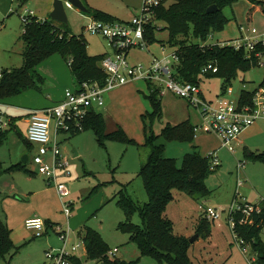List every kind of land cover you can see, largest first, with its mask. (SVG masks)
Masks as SVG:
<instances>
[{
  "label": "rangeland",
  "instance_id": "obj_1",
  "mask_svg": "<svg viewBox=\"0 0 264 264\" xmlns=\"http://www.w3.org/2000/svg\"><path fill=\"white\" fill-rule=\"evenodd\" d=\"M84 1L90 9L109 14L117 19L116 23L124 24L131 23L134 17L140 16L144 6V0ZM176 1L168 0L166 5L169 6ZM255 1L264 3V0ZM54 2L55 0H28L20 8L18 0H0V71L23 67L25 44L22 41L21 16L26 11H33L39 20L50 19ZM10 9L14 11L13 14L10 13ZM66 14L68 24L63 28L74 36H85L89 42L90 55L106 53L112 55L110 42L107 39L86 31V27L91 22L90 17L75 8L66 9ZM222 16L224 24L221 29L213 32L205 43L194 42L200 45H217L242 39L264 41V10L260 8L252 10L250 0H238L231 7L224 9ZM159 26L161 29L164 28L162 23ZM253 29L256 30V34L252 33ZM155 36L156 42L147 44L146 49L136 47L130 51L128 61L131 65H144L148 68L153 59L161 61L167 56H173L174 49L166 44L168 32L157 31ZM260 62L261 66L245 74H239L232 80L228 88L233 90V95L227 97L229 100L237 102L243 90L254 91L264 81V60L261 59ZM46 69L50 70L48 64L44 66L45 71ZM224 84L222 78L204 77L199 84L201 91L199 98L203 103L214 106L225 92ZM48 85L45 81L42 89L45 90ZM76 88L73 77L71 89ZM160 88L162 116L155 120L149 116L144 118L147 113L153 112L151 103L146 97L149 95V90L145 81H132L106 93L105 106L96 108L104 118L106 135H117L122 130L124 136L133 141V144L107 140L101 145L92 130L78 135L60 133L56 136L62 153L69 160L67 174L58 172V184H64L70 192L63 200L59 198L54 184H48L42 176L32 175L31 172H37V166L33 161L34 150L24 145V141L15 136L14 132H9L7 140H3L0 144V160L4 162L5 168H9L13 162L22 164L26 155L29 161L22 164L26 171L14 170L15 174L10 178L0 181V218L6 222V215L10 214V228L16 247L0 260V264H44L46 252L56 251L64 246L59 238L60 230L70 228L71 244H73L76 236L81 234L86 226L97 230L111 250L118 249L116 259L119 261L159 264L151 257L142 256L138 245L131 241L128 234L119 230V224L125 221V215L114 198L126 189V193L137 204L143 205L148 202L143 181L139 177L141 164L146 162L149 154L148 149L142 147L145 143L146 127L149 133L160 135L168 125L177 126L190 122L192 126L199 127L204 124L199 107L177 97L165 88ZM27 97L25 100L29 103L31 101L33 104H41L46 94L32 91ZM3 110L6 111V116H11L15 112L9 110V107H4ZM253 127L258 129L251 140L241 146L235 142L234 152L222 148L216 135L202 132L196 134L193 142L181 140L166 142L162 139L159 141L165 146V158L175 159L179 168H182L185 156L195 151L203 158H208L210 153H216L221 161V166L216 168L206 180L207 188L211 191L208 198L196 201L184 193L174 191L176 201L168 207L167 213L174 222L175 235L189 233L190 238L196 235L194 226L200 215H203L202 208L227 210L213 225L209 243L199 237L192 244L194 264H251V259L254 258L249 250L246 255L242 252L228 221V210L234 203L264 202V160L252 156V154H264V120L257 121ZM18 129L22 135H27L26 123L19 122ZM51 136L54 140V125ZM193 144L199 148H193ZM5 181L10 182L11 185ZM8 195H16L17 204L11 203L12 198L9 199ZM235 196L238 198L236 202H234ZM5 200L7 203L2 205ZM65 205L70 212L69 220L64 212ZM29 217L41 218L47 224V230L42 237H35L33 232L26 229L25 220ZM133 223L141 225L138 214L134 216ZM260 238L264 243V227L260 232ZM80 254L85 253L80 250Z\"/></svg>",
  "mask_w": 264,
  "mask_h": 264
},
{
  "label": "trees",
  "instance_id": "obj_2",
  "mask_svg": "<svg viewBox=\"0 0 264 264\" xmlns=\"http://www.w3.org/2000/svg\"><path fill=\"white\" fill-rule=\"evenodd\" d=\"M20 8L28 0H18ZM87 7V15L90 18L105 23H116L117 19L101 11ZM168 0L154 9L155 19L146 28V42L148 45L156 42L155 33L164 24L160 31L169 34L167 45L174 49L179 62L175 66L174 78L180 82L200 84L203 78L219 77L225 82L223 89L226 91L232 80L239 74H245L254 68L261 66L260 60H264V44L259 42L253 51L245 49L236 50L232 46L200 45L194 41L205 43L208 37L222 28L224 9L231 7L238 0H177L171 5H166ZM252 10L260 8L264 10V3L250 0ZM216 6L217 11L209 14L210 7ZM66 24L52 21L51 18L41 21L38 18L29 19L28 24L23 26L22 41L25 44L23 53L24 64L22 68L13 70H2L0 78V102L17 97L27 91H41L45 80L38 73V67L54 55H60L70 67L77 88L87 83H98L104 86L107 74L104 72L102 62L105 55L92 56L88 53V43L85 37L74 36L63 28ZM260 54V55H259ZM260 57V58H259ZM213 65L217 73L203 74L202 70ZM245 84V82H244ZM264 85V81L261 83ZM150 101L153 112L147 113L153 120L162 116V98L160 90L151 82H147ZM254 91L243 90L240 101L250 103ZM11 128L0 132L6 137ZM195 127L190 122H184L177 126H166L160 135L148 132L145 129V143L143 148L148 149L149 154L145 163L142 164L139 177L143 181L148 202L143 205L137 204L131 196L122 190L114 200L123 211L125 221L119 224V230L130 236L142 254L155 259L159 264H194L189 251L192 244L189 239L179 237L174 233V224L167 218L166 211L174 201V191L186 194L194 200L208 198L211 191L207 188L206 180L215 170L211 169L209 158H203L199 152L187 154L184 158L182 168H179L175 159L165 158V146L160 144V139L169 142L172 140L193 142L196 134ZM92 130L98 142L103 145L107 140H128L123 131L118 134L106 135V125L101 114L91 111L84 122L83 131ZM81 132H72L78 135ZM197 148V147H194ZM255 158L263 159L262 155H253ZM14 170H25L24 167H15ZM0 163V176L3 173ZM236 198V197H235ZM139 215L141 225H135L133 218ZM240 215L236 216L238 221ZM213 223L202 215L196 234L203 240H208L212 234ZM264 227V210L257 214L254 212L250 223L236 226L239 237L251 246V252L257 255V264H264V243L260 238V232ZM87 255L90 260L101 262V264H137L121 262L115 258L111 260L107 254L110 251L108 244L96 230L86 227L82 234ZM11 239V231L2 219H0V260L4 259L15 249Z\"/></svg>",
  "mask_w": 264,
  "mask_h": 264
},
{
  "label": "built area",
  "instance_id": "obj_3",
  "mask_svg": "<svg viewBox=\"0 0 264 264\" xmlns=\"http://www.w3.org/2000/svg\"><path fill=\"white\" fill-rule=\"evenodd\" d=\"M163 2L164 0H144L141 15L134 17L132 22L128 24H109L90 18L91 22L86 27V31L107 39L114 52L113 56H107L102 62L104 72L107 74L104 86H100L98 83L85 82L75 90L67 89L62 101L55 106L41 111H34L30 114L27 139L31 144L37 146V153L33 160L34 164L37 166L38 174L46 177L49 184H54L60 199L63 200L70 194L64 184H58V172L66 173L69 160L62 153L57 138L53 140L51 136L53 125L56 136L60 133L82 132L89 113L96 108L105 106L104 95L127 85L129 82H151L159 90H161L160 87L165 88L177 97L199 107L204 124L195 127V134L202 132L216 135L221 142V147L229 152H234L233 144L239 140L243 132L257 121L264 120V85L262 84L254 90L250 103H242L240 99L237 102L229 100L227 97L233 95V90L228 88L223 96L218 98L214 106H211L203 103L199 98L201 91L198 85L180 82L174 78L175 66L179 62V58L175 53L172 57L167 56L161 61L153 59L148 68L144 65H131L129 63L128 55L133 48H147L146 28L155 19L154 9L159 8ZM64 6L65 9H74L68 0H64ZM10 13L13 14L14 11L10 9ZM31 18H36L33 11H26L21 16L24 31ZM158 31H160V27H158ZM252 33L256 34L257 32L253 29ZM259 42L264 44V41L242 39L233 43H221L220 45L232 46L236 50L245 49L250 52L255 49V45ZM210 72L217 73V68L208 65L202 70L203 74ZM1 77L2 71H0ZM160 95L162 97L161 91ZM4 107L0 102V132L10 129L12 122L10 117L6 116V111L3 110ZM208 158L212 170L221 166V161L216 153H210ZM235 197L234 202L238 199L237 196ZM263 203H234L228 210V221L235 240L240 244L245 255L250 252L254 256L251 259V264H257V255L253 254L251 246L239 237L236 226L238 223L240 225L250 223L254 212L257 214L262 213L264 210ZM201 211L204 217L213 224L218 222L227 212L225 209L213 208H202ZM64 212L69 220L70 212L66 205L64 206ZM237 215L241 216L238 221L236 220ZM25 226L27 230L35 234V237H42L46 231V223L41 218L28 219ZM71 235L70 228L60 230L59 238L64 246L59 250L46 252V264H101V262L89 259L82 235L78 234L73 244H71ZM80 250H83L85 254L81 255ZM118 252V249L110 250L107 256L110 259H115Z\"/></svg>",
  "mask_w": 264,
  "mask_h": 264
},
{
  "label": "crops",
  "instance_id": "obj_4",
  "mask_svg": "<svg viewBox=\"0 0 264 264\" xmlns=\"http://www.w3.org/2000/svg\"><path fill=\"white\" fill-rule=\"evenodd\" d=\"M85 37V36H84ZM86 39V38H85ZM87 40V39H86ZM88 43V46H89V42L87 41ZM110 48L112 50V55L106 53V54H103L105 55L106 57L108 56H113L114 52H113V49H112V46L110 44ZM95 56H98V55H95ZM45 64V65H44ZM46 64H48V66L50 67V70H47L46 71L44 70V66H46ZM38 73L43 77V79L46 81V83H48L49 85L47 86V88L45 90L41 89V92H43V94H46V98L45 100L41 103V104H33L31 101L29 103V101H26L25 99L28 98L27 96L29 94L32 93V91H35V90H31V91H27L17 97H14V98H9V99H5L3 101H1V103L3 105H5V107H9V110H13L15 112H13L11 114V116H8L10 117L11 121H13L14 125H13V130L11 132H14L15 136H17L18 138H20L22 141H24V145H28L27 147L31 150H34L35 152V155L37 153V146L36 145H33L31 144L28 139H27V135H22V133H20V130L18 129V124L19 122H24L26 123L28 126H29V119H30V114L34 111H41V110H45V109H48V108H51L53 107L55 104H57L58 102L62 101L63 97H64V93L67 89H71L72 86H73V77H72V72L70 70V67L66 64V62L64 61V59L60 56V55H54L52 56L51 58H49L47 61H45L44 63H42L38 69H37ZM118 93V92H117ZM162 100V99H161ZM26 103V104H24ZM44 103V104H43ZM35 105H40V106H35ZM100 109V108H99ZM96 113H98V110L96 111V109L94 110ZM100 114V113H98ZM255 125V124H254ZM253 125V126H254ZM253 126H251L249 129H247L245 132H243L239 138V140L236 142L238 145H244L245 142L247 141H250L251 140V137L253 136L254 132L258 129L257 128H254ZM9 136V134L6 135V137H2L1 136V133H0V144H2L3 140H7V137ZM55 138H56V135H55ZM54 138V139H55ZM144 144H142L143 146ZM194 147H198L196 144H193V148ZM199 148V147H198ZM27 156V155H26ZM24 156L23 159L26 157ZM28 157V156H27ZM16 161V160H14ZM29 161V157L27 159V163ZM13 162V161H12ZM0 163L2 164V167H3V173L1 174L0 176V181L1 179H5V178H10L11 175L15 174L14 171H12L11 169L12 168H15V167H23L22 164H26V163H23V160H22V164L20 162L16 163V162H13L11 164V166L8 168L4 166V162L0 160ZM142 165V164H141ZM20 171H26V170H18L17 172H20ZM32 175L36 176V175H39V176H42L40 174H38V172L36 173H33L31 172ZM46 182L49 184V181L46 177L42 176ZM5 183H9L10 182H6ZM11 185V184H10ZM9 199H11V203H14V204H17L16 202H18V200L16 199V195L14 196H11V195H8ZM7 200L3 201V204L4 205ZM176 201V198H175V195H174V201ZM172 202V203H173ZM171 203V204H172ZM170 204V205H171ZM6 210V209H5ZM168 211V209H167ZM166 211V216L167 218H169L171 220V218L169 217L168 213ZM35 217H38V216H35ZM33 217H29L25 220V223L28 219H32ZM202 218V215H200V217L196 220V226H194V229L197 230V227L199 225V222ZM2 219V218H0ZM2 221H4L2 219ZM172 221V220H171ZM5 222V221H4ZM7 222V223H6ZM6 225L8 226L9 230L11 231V239H12V230L10 228L11 226V217H10V214L6 215ZM173 222V221H172ZM174 224V222H173ZM46 227H47V224H46ZM88 227V226H86ZM85 227V228H86ZM85 228L82 230L81 234L82 235L85 231ZM91 228V227H90ZM27 229V228H26ZM93 229V228H92ZM47 230V229H46ZM95 230V229H94ZM29 231V230H28ZM97 231V230H96ZM46 232V231H45ZM98 232V231H97ZM212 235V234H211ZM102 236V235H101ZM179 237H185L187 239H190V234H186V235H177ZM211 237V236H210ZM201 239V238H200ZM210 238H208V240H203L205 242H208ZM13 241V239H12ZM14 243V241H13ZM209 243V242H208ZM15 245V244H14ZM111 250V249H110ZM193 251H194V246L191 247L190 251H189V255L192 259V256H193ZM193 261V259H192ZM194 262V261H193ZM44 264H46V260L44 261Z\"/></svg>",
  "mask_w": 264,
  "mask_h": 264
},
{
  "label": "water",
  "instance_id": "obj_5",
  "mask_svg": "<svg viewBox=\"0 0 264 264\" xmlns=\"http://www.w3.org/2000/svg\"><path fill=\"white\" fill-rule=\"evenodd\" d=\"M75 9H77L78 11L86 14L88 13V9L87 7L83 4V2L81 0H68ZM217 11V7L216 6H212L208 9V13L212 14L215 13ZM51 20L58 22V23H62V24H68V17L66 14V9L64 6V0H55L54 2V7H53V11L51 13ZM27 159L28 157L26 156L23 159V163H27ZM199 238V235L196 234L193 238L189 239V242L191 244H193L195 241H197V239Z\"/></svg>",
  "mask_w": 264,
  "mask_h": 264
}]
</instances>
